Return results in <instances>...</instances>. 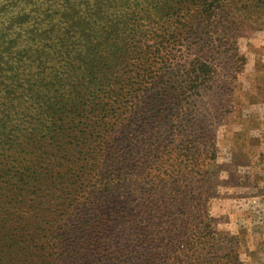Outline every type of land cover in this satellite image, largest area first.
I'll list each match as a JSON object with an SVG mask.
<instances>
[{
	"label": "trees",
	"instance_id": "trees-1",
	"mask_svg": "<svg viewBox=\"0 0 264 264\" xmlns=\"http://www.w3.org/2000/svg\"><path fill=\"white\" fill-rule=\"evenodd\" d=\"M223 6V0H0V100L4 98L6 104V108L0 110L1 131L3 128L0 157L10 149L13 152L16 144L19 146L12 137L18 138L27 129L21 125L26 122L25 116L39 119L38 113H31L27 110L29 105L23 104L30 98L36 102V112H45L42 117L47 124L40 130L54 127L49 130L50 141L71 136V145L83 155L82 164L61 175L59 184L64 188L53 191L55 208L50 212L39 197L37 205L28 207L25 195L29 191L16 186L20 178L6 175V171L2 173L0 177L5 176L4 181L10 187L0 189L3 206L0 222L6 226L8 223L11 228L16 224L29 225V218L23 220L18 212L35 208L40 217L30 226H37L39 233L41 217L59 210V230L50 228V240L46 241L52 249L60 246L64 249L62 252L79 262L89 256L101 264L98 243L104 241L108 256L114 254V264H154V254L145 251L142 244H151L155 238L128 236L125 230L134 225L135 216L128 211L118 212L117 207H106L108 196L104 194L111 187L113 191L110 171L116 162L112 155L113 144L105 142L106 138L108 141L111 135H116L109 121L131 112L132 120L138 121L141 128L151 116L166 120L167 130L180 136L189 128V123L194 124L191 119L195 110L188 108V96L204 91L221 69L234 79L236 61L241 58L235 47L237 33L229 12L223 14ZM52 41H56L55 47L50 44ZM110 49L113 56H109ZM90 55L101 57L100 64L107 65V69L111 63L136 61L132 63L135 70L129 69L127 77L119 74L111 78L108 73L103 74L107 69L101 76L91 77L87 68L92 64L87 66L82 62L83 57ZM55 57L63 62L65 71L59 69V64L50 63ZM222 57L233 65L226 68L219 63ZM176 59L181 69L174 75L170 71L173 76H166L165 81L160 79L159 88L151 84L154 82L151 77H163L164 72L154 75L150 68H157L158 62ZM116 87L121 91H116ZM148 89L153 90L157 106L151 105L150 115L144 111L142 115L137 114L133 105L124 102V94L139 105H148ZM130 123H123V129L132 127ZM63 125L72 128L70 133L63 132ZM116 140L115 136L114 142ZM41 149L39 144L40 152ZM64 150V155L68 156L71 149ZM42 152L37 155L39 161L56 154ZM107 153L110 156L103 157ZM46 174L51 178L56 175L50 167L45 172L35 169L30 175L37 184ZM53 186L58 184L54 182ZM192 195L195 205L190 215L199 219L197 231L188 225L189 230H194V236L187 243V255L181 258L173 253L166 264H216L226 258L220 232L208 215L202 191ZM74 215L81 218V223L72 218ZM178 231L184 232L185 225H180ZM87 236L94 239L91 251L83 247V238ZM16 244L20 251L26 248L21 241ZM55 264L62 262L55 261Z\"/></svg>",
	"mask_w": 264,
	"mask_h": 264
},
{
	"label": "rangeland",
	"instance_id": "rangeland-1",
	"mask_svg": "<svg viewBox=\"0 0 264 264\" xmlns=\"http://www.w3.org/2000/svg\"><path fill=\"white\" fill-rule=\"evenodd\" d=\"M223 1V14L229 12L228 17L237 33L235 47L241 58L236 61L238 66L234 79L227 77L226 70L221 69L204 91L198 90L188 96V108L195 110L191 119L194 124L189 123V128L180 136L167 130L169 123L166 120L151 116L147 125L141 128L138 121L132 120L131 112L110 118L109 121L115 127L117 140L114 142V135L105 140L113 144L114 154H109L116 157L110 171L113 191L111 187L104 194L108 196L106 207H117L118 212L128 211L135 216L134 225L125 230L128 236L155 238L151 244H142L145 251L154 254V264H166L173 253L181 258L187 255V243L194 236V230H189L188 225L197 231L199 221L198 217L190 215L195 205L192 194L199 191L203 193L208 215L214 219L213 225L220 232V241L226 252V258L216 264H264V0ZM55 43L50 42L52 47H55ZM112 49L109 56L114 55ZM57 59H51L50 63L59 64V69L65 71L63 62ZM101 59L91 55L82 58L87 66L92 64L87 68L91 77H99L107 69V65L100 64L103 62ZM218 61L226 68L233 65L224 57ZM132 63L136 61L111 63L110 69L103 74L108 73L111 78L119 74L127 77L129 69L135 70ZM156 66L150 68L151 74L164 72L163 77H151L154 80L151 84L157 88L160 79L165 81L166 76L172 77L181 69L177 59L158 62ZM43 75H46L45 70ZM91 77L88 76L92 81ZM115 90L121 91L117 87ZM147 93L150 95L146 100L148 105L144 102V105H139L126 94L123 99L127 105H133V111L137 114L142 115L144 111L150 115L151 105H157L153 90L148 89ZM26 101L23 104L29 105L27 110L38 113L39 119L25 116L26 122L21 125L27 129L18 138L12 137L19 146L16 144L13 152L10 149L0 157V175L6 171V175L18 176L20 181L16 186L29 191L25 195L27 206L37 205L39 197L44 202L43 207L50 212L55 208L53 191L64 188L59 184L61 175L82 164L83 155L71 145V136L58 135L60 138L51 142L49 130L54 127L40 130L44 127L42 125L47 124L42 117L45 112H36L33 98ZM0 105V110L6 108L4 98L0 100ZM123 123L133 126L123 129ZM71 129L63 125L64 133H70ZM0 133L3 135V128ZM14 134L19 135L18 132ZM2 144L0 142V150ZM39 144L42 145L41 152L38 150ZM66 147L71 149L68 156L64 155ZM42 151L56 154L46 161H39L37 155L43 154ZM109 154L103 157H109ZM49 167L54 169L55 177L46 174L34 184L35 180L30 174L35 169L45 172ZM4 180L5 176H1L0 189L10 187ZM54 182L58 184L57 187L53 186ZM6 194L9 195L10 191H6ZM134 207L136 212L132 213ZM2 208L0 204V216ZM35 210L20 209L18 212L23 220L29 218V225L16 224L11 228L8 223L6 226L0 222V264H55V261L62 264H99L89 256L79 262L62 252L64 249L60 246L52 249L46 241L50 240V228L59 230V210L41 217L39 233L37 226H30L40 217ZM72 218H77L81 223L80 217L74 215ZM180 225H185L184 232L178 231ZM20 230L27 233L22 234ZM83 240L85 250L91 251L94 243L92 236ZM16 241L26 244V248L20 251ZM98 247L101 250V264H114V254L108 256L105 242L100 241Z\"/></svg>",
	"mask_w": 264,
	"mask_h": 264
}]
</instances>
